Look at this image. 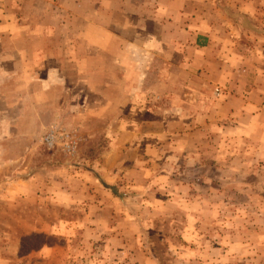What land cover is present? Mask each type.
<instances>
[{
  "label": "rangeland",
  "instance_id": "374dc122",
  "mask_svg": "<svg viewBox=\"0 0 264 264\" xmlns=\"http://www.w3.org/2000/svg\"><path fill=\"white\" fill-rule=\"evenodd\" d=\"M121 1L0 0V264H264V135L239 100L264 80V0H221L228 76L205 52L163 78L113 34Z\"/></svg>",
  "mask_w": 264,
  "mask_h": 264
},
{
  "label": "crops",
  "instance_id": "0c3cea01",
  "mask_svg": "<svg viewBox=\"0 0 264 264\" xmlns=\"http://www.w3.org/2000/svg\"><path fill=\"white\" fill-rule=\"evenodd\" d=\"M212 9L213 17L210 13ZM220 9L226 12L221 0H123L113 7V34L125 41V48L133 49L136 55L144 58L138 61L143 62L147 72H159L161 78L167 71V57H179L181 73H185L188 66H196L194 61L189 62L192 53L198 55L205 52L225 59L222 73L228 76V71L232 72L244 56L234 46V35H224L223 31L230 21L227 14L220 13ZM101 23L104 24V21ZM100 28L105 30L102 25ZM155 56L165 60L158 68L152 64ZM230 79L224 82L230 88L225 94L226 100L232 98V88L237 86L235 80ZM247 82L241 85L244 92L239 97L245 109L242 119L251 124L259 122L264 135V80Z\"/></svg>",
  "mask_w": 264,
  "mask_h": 264
}]
</instances>
